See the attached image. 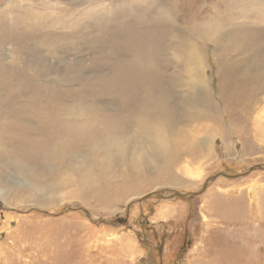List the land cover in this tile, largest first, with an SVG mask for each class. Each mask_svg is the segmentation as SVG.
Segmentation results:
<instances>
[{
  "label": "rangeland",
  "instance_id": "obj_1",
  "mask_svg": "<svg viewBox=\"0 0 264 264\" xmlns=\"http://www.w3.org/2000/svg\"><path fill=\"white\" fill-rule=\"evenodd\" d=\"M262 1L0 0V264H264Z\"/></svg>",
  "mask_w": 264,
  "mask_h": 264
},
{
  "label": "bare ground",
  "instance_id": "obj_2",
  "mask_svg": "<svg viewBox=\"0 0 264 264\" xmlns=\"http://www.w3.org/2000/svg\"><path fill=\"white\" fill-rule=\"evenodd\" d=\"M179 1H182V2H185V3H187V4H194V3H196L197 2V0H179ZM264 1V0H263ZM262 1V2H263ZM235 2V1H234ZM241 3V2H240ZM257 3V2H256ZM242 4V3H241ZM262 4V3H261ZM251 7V6H250ZM263 7V6H262ZM246 8V7H245ZM193 23H195V21L193 20L192 21ZM147 93H149V89H146V92H145V94H147ZM260 127V126H259ZM260 128H262V127H260ZM260 131V130H259ZM161 133V132H160ZM166 142V141H165ZM135 163V162H134ZM164 208V207H163ZM167 210V209H166ZM159 212L161 213H166V211H160L159 210ZM167 213H171V212H167ZM109 230H107V232H108ZM117 232V231H116ZM109 234V233H108ZM122 235V234H121ZM117 238V237H116ZM124 240L126 241V245L124 246V248H126V250L129 252V253H135L136 252V247H135V244H134V242H133V239H132V237H131V235H128V234H126V236H125V238H124ZM123 247V246H122ZM130 254V255H131ZM134 256H136V255H134Z\"/></svg>",
  "mask_w": 264,
  "mask_h": 264
},
{
  "label": "crops",
  "instance_id": "obj_3",
  "mask_svg": "<svg viewBox=\"0 0 264 264\" xmlns=\"http://www.w3.org/2000/svg\"><path fill=\"white\" fill-rule=\"evenodd\" d=\"M130 232H133V231H131V230H129ZM132 239H133V242H134V244H135V241H134V238L132 237ZM135 247H136V252H135V255L137 256V255H139L140 254V249L136 246V244H135ZM142 249H144V247H141ZM126 252H128L127 250H126ZM129 253V252H128ZM141 254H142V251H141ZM141 254L139 255V256H141Z\"/></svg>",
  "mask_w": 264,
  "mask_h": 264
},
{
  "label": "trees",
  "instance_id": "obj_4",
  "mask_svg": "<svg viewBox=\"0 0 264 264\" xmlns=\"http://www.w3.org/2000/svg\"><path fill=\"white\" fill-rule=\"evenodd\" d=\"M184 215H185V217H186L187 219L189 218V216H188V215H189L188 212L184 213ZM186 223H187V221H186ZM154 227H155V226H154ZM147 228H150V226H147ZM164 234H165V233L163 232L162 237H165V238L167 239L168 236H165ZM162 237H161V238H162ZM184 243H185V241H184ZM182 246H183V245H182Z\"/></svg>",
  "mask_w": 264,
  "mask_h": 264
}]
</instances>
